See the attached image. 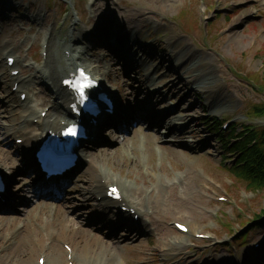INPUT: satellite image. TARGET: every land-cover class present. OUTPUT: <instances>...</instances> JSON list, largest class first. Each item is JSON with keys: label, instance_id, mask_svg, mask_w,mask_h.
I'll return each instance as SVG.
<instances>
[{"label": "rangeland", "instance_id": "rangeland-1", "mask_svg": "<svg viewBox=\"0 0 264 264\" xmlns=\"http://www.w3.org/2000/svg\"><path fill=\"white\" fill-rule=\"evenodd\" d=\"M99 1L100 3H105L109 0ZM224 1L225 3L218 5L215 0H204L201 4L199 0H177L175 6L165 4L164 7L157 8L151 13L145 12V16H148L149 19L145 20L144 25L139 27L140 33L137 38L130 39L125 29L118 30L117 35L115 34V37H118L117 43L119 46L121 45L119 41L123 39L131 47L130 51L123 54L114 53L104 43L109 39L110 30H114L113 27L118 24L120 18H123L126 27L129 24L131 27L139 24L137 20H131L130 15L134 11L130 7L131 5L137 6L141 4L142 0H115V3L109 4L110 6L108 4L102 5L98 9V19L95 25H91L90 17H84L83 22L77 28L85 31L89 29L87 34L92 32L93 35L98 37L99 29L105 27L103 33L106 34L107 38L105 37L106 39L103 42L99 40L94 43V40L90 39L91 47L95 48L98 46L100 51H97L94 56L89 55L88 60L95 62V66L99 64L107 86L114 91L118 90L122 97L124 93L130 91L128 84L131 85L132 81L146 82L151 86V89L154 88L155 90L157 88L165 99L161 103H157L158 99L152 101L153 104L150 102L148 104L150 110L153 113H157V110L163 111L164 114L168 113L170 108H174L172 109L174 111L170 112L168 121L158 114V120L162 119L161 130L157 131V133H160L158 137L153 135L152 132L154 130L148 124L141 128L142 131H139L138 122H131L125 131L121 127L118 130L111 131L103 129V131L96 134L101 145L89 147L80 161L83 167L79 166L67 179H75L74 182L76 183H73V186L77 188L74 189L72 186L67 192L69 204L72 205L68 206L69 215L67 219L72 221L76 215H79L84 223L80 230L75 231L73 236L70 237V233L61 226L62 224L58 219L60 209L46 210L43 206H37L39 209H36V207L34 209L39 212L37 215L32 209L26 211V214L22 211L18 214L14 212L18 210L15 206L8 215L0 214L2 217L17 219L19 222L22 220L21 222L23 223L22 228L17 232H14L15 227L12 225L8 227L0 226V264H16L11 260L16 251L19 252L22 258V261L17 264H36L37 258L41 256L40 248L46 245L52 248L53 256L60 254L62 264H65L64 243L71 247H73V244H78L82 247L83 252L82 249L78 252L81 260L90 250H102L101 244L97 242V236L108 242L106 239H108L113 227L101 233L99 232V235H97L100 227L98 226L99 224L95 223L96 214L93 212L96 210L87 206V204L94 205V202L89 203L87 196H82L80 193L82 187L87 188L93 185L99 170L111 177H121L130 182L133 187L128 189L134 190L135 193L141 192L137 200L145 202L144 206H142L144 208L159 207L157 202L165 201L163 206L166 218L162 220L156 219L157 221L147 227L148 231L131 228V233L133 234H131L130 240L127 241L128 231L119 229V232L115 234L118 243H115L114 250H112L114 255L109 259V261L111 260L110 264H161V262L166 261L170 258L169 255L165 254L162 256L158 254L159 249L162 248L160 238L173 239L176 236L175 230L171 226L173 222H187L191 227H197L200 231H212L218 235L221 233L219 220L232 224L238 232V227L241 225H236L239 224L236 222L237 220L242 219V221L246 222L253 215L255 218L259 214L260 209L261 211L264 210V189L253 192L251 188H244L243 184L246 185L245 181H243L244 183L239 181L240 184L237 182L231 190L233 197L231 196V192H229L231 182L227 180V177L232 178L229 177V173L222 166L225 164V166L230 167L233 164V159L220 165L222 160L220 159L222 156L220 144L213 135L207 132V128L201 125L203 120L200 116L201 114L212 115L217 113L223 116V120L232 119L234 125L237 124V126L246 125L249 122L257 127L264 126L263 119L254 116L246 119L245 115L251 107L256 105L261 107L264 104V94L256 91V84L264 79V6L260 4L262 0H255L251 3L252 5L241 7L237 5V0ZM37 2L40 5V11L46 6L49 7L52 13L51 17L42 24H50L54 19V13H56L54 7L56 2L52 0H38ZM189 2H192L191 10H187ZM9 3L12 4L11 1ZM144 4L146 5L145 2ZM203 6L204 15L200 14ZM109 7L114 8L118 12L121 11L123 16L116 18L111 16L110 19H107L106 14L109 12L107 10ZM211 9L215 10V14L211 12ZM189 10L192 12V15L189 16L190 20L186 19L189 15ZM3 12L0 9V14ZM18 12L16 10L14 15L5 14V20H0V23L8 25L12 22L15 28L19 30V33H15V28L12 30L15 43H18L22 35L25 34L33 37L29 41L31 42L39 34L37 31L39 26H26L31 21L26 18V15L23 14L24 12L20 14ZM183 13H185L183 18L186 20L181 18L180 14ZM22 16L25 17L22 18ZM161 18H165V22ZM227 18H229V22H226ZM207 19L212 22L208 28H213L211 32L213 31L214 34H217L216 38H212L210 34L206 37L208 28L205 20ZM235 21L237 22L232 26L234 31L230 38V34H224L222 31L225 28H229L228 26H231ZM199 22H201L202 27L198 28L197 31L196 24ZM150 23L152 26L148 27ZM101 25L103 27H100ZM10 27L13 28V26ZM67 30L68 28L64 30L58 29V32L66 35ZM8 32L5 34H8ZM80 34L82 36L85 35L83 32ZM176 34H179L180 37L178 49L184 48V54L189 52V54L194 53V55L185 65H177L178 67L173 69L175 61L170 59L173 49H166L164 45L167 37ZM132 53L137 54V62L136 59L130 61L133 56ZM108 56L111 57V60H108ZM208 64L210 65V70H208ZM192 65L198 67L196 68L197 73H192L194 71L191 69ZM228 66L231 68H228ZM107 71L110 78L105 76ZM0 73L2 72L0 71ZM208 74L210 75V80L207 82L209 84H200L198 79H202ZM222 78H225L227 85L222 92L218 93V96L212 97V99L216 100L213 103L210 102L212 99L209 96L204 98L198 93L197 88H210L213 81ZM0 80H3L1 74ZM191 80H194L196 86L190 83ZM248 80L255 82L252 84ZM1 81L0 98H3L5 94H8V87L5 83L2 84ZM41 92L44 94L43 90ZM16 106V103L0 105V112H5L4 119L0 116V129H4L1 124L15 125L17 123L18 118L14 112ZM219 106L220 108H218ZM223 106L228 107L224 108ZM171 125L175 126V130L172 135H168V128ZM181 126H187L188 129L182 130ZM147 133L150 134L148 137L146 136ZM172 136H176L180 140L194 139L195 143L191 146L193 149L190 150L189 148L191 147L185 146V143L180 145V143L171 138ZM5 137L7 135L0 136V146L5 142ZM10 140L9 145L12 151L10 148L7 149H9L11 157H17L18 162L23 161V158L18 156L19 152L18 154L14 153L18 149L13 146V139ZM170 140H173L174 143H169ZM206 140L207 143L203 146L201 143ZM197 144L198 147L195 146ZM0 149L4 150V152L6 150L3 147H0ZM98 149L103 151L100 155L95 153ZM93 154L94 157L92 156ZM28 156L26 155L27 158L25 157L24 159L28 160ZM228 159H231V157H228ZM159 162L162 163L160 168H158ZM205 177L213 178V182L222 183L229 190L227 191L230 194L228 199H235L236 204L232 202L227 204V206L217 204L216 197H212V193L207 191L208 184L205 181ZM180 178H183L182 180L185 184L172 186V189H168V186L172 185V180L180 182ZM151 190L152 193L150 194ZM150 202L153 205H148ZM59 203L61 202H57L62 208L66 206L64 202L62 204ZM210 212H218L217 219L212 218L209 215ZM222 213L225 214V219L221 218ZM106 214V218L116 220L111 212L107 211ZM39 217L43 219L42 224L36 225ZM93 223L96 226L89 228L88 224ZM49 229H53L51 231L53 233L52 236H50L49 231H46ZM260 234L262 235L261 237H259ZM64 236L68 239H64ZM224 238L225 236L222 237V239ZM8 240H10L11 246L3 251L2 247L9 246ZM247 241L250 245L253 242L263 241L262 246H264V224L261 230L251 233ZM83 242H86L85 247ZM250 248L251 246H246L241 251ZM43 250H45L44 253H48L46 249ZM227 251L231 252L232 250L229 248ZM172 253L185 256L169 264H196L203 255H208L203 257L205 261L209 257L210 262L208 260L207 264H215L216 261L217 264H242L244 261V259L229 257L228 252L221 249H218L215 253L207 252L197 256V251L187 252L186 249L176 250ZM186 255H189V258ZM256 260L252 259L253 262H260ZM259 264H264V261Z\"/></svg>", "mask_w": 264, "mask_h": 264}, {"label": "bare ground", "instance_id": "bare-ground-1", "mask_svg": "<svg viewBox=\"0 0 264 264\" xmlns=\"http://www.w3.org/2000/svg\"><path fill=\"white\" fill-rule=\"evenodd\" d=\"M145 1H146V4H147V7L149 9L162 8V7H164L165 4H167L168 6H175L177 4V0H145ZM108 6H110V5H108ZM107 10L109 11L106 14L107 15V19L108 18L110 19L111 16L113 18L122 17L123 16L122 13H121V11L118 12V11L114 10V8H112V7L107 8ZM143 10H145V6L144 5L139 6L138 8L134 9L133 10L134 13H132V12H131L132 14L130 13L131 14L130 15L131 20L132 19H135L140 24L141 21H143L142 19H144L143 13L141 14V12ZM236 22L237 21L233 22V24L236 23ZM124 24H126L125 21H123V18H120V20H119L118 24L116 25V27L118 28L119 31H121L122 29H125L128 32V35H129V38L130 39L137 38L138 35H139V33H140V31H138L139 30V26L138 25H134V26L131 27L130 24H129L126 27V25H124ZM131 24H132V22H131ZM233 31L234 30H232L229 33L230 34L229 35L230 38L232 37ZM119 43H121V45H120V52H121V54H123V53H125L127 51H130L131 47L129 46V43L126 42V40L121 39L119 41ZM49 45H50V48H51V53H54L55 48H56L55 42H52V40H51L49 42ZM133 46H135V45H133ZM133 46H132V48H133ZM183 50H184V48H182V49H180L178 51L180 53V57L177 60V62H179V61L180 62L186 61V58H187L189 52H186L184 54L185 51L183 52ZM48 57L49 58H48V61H47V67L50 68V69H52V67L57 63L58 59L55 60L53 57H51L50 51H49ZM177 62H176V64H177ZM176 68H177V65L176 66H173V69H176ZM196 68H198L196 65H192L191 69L194 70V71H192V73H197L198 72V71H196ZM37 69H41L42 70L41 67H38ZM207 72H209V71H207ZM209 74H210V72H209ZM209 74L208 75H205L202 79L199 78L198 81L201 82L202 84H206V82H208V79L210 78V75ZM35 77H37V76H35ZM37 78L41 79V74ZM8 81H9L10 85L13 86L14 83L16 81H19V80L16 79V80H13L12 81V80H9L8 79ZM32 81L33 80H31V82ZM131 83L132 84H131L130 88H131V90L133 92H136V91L146 92V91H150L149 89H151V86H149V84L146 83V82L145 83L144 82L140 83V82H137V81L134 80V82L132 81ZM24 88H25V84H22L20 86V89H24ZM50 90H51V93L53 95L52 98H53L54 103H52L50 105V108H51L50 109V112H52L53 114H52V116H50V118H48V120H52V117L53 116H59V118H63L65 116V114H66L65 105H66V102H67L66 97H65V92H63L61 90H58V91H56L54 93L53 90H52V88H50ZM27 91L31 92L29 88H27ZM124 96L128 97V96H130V94L125 93ZM17 100H19V96L17 97ZM44 101L47 102L46 97L44 98ZM44 101H42L40 104H38V106H41L42 107L45 104ZM161 101L163 102L164 99H162ZM213 101H216V100H212L211 103H213ZM27 104L28 103L23 104V111H24L23 112L24 113L23 115H26V113H29V112L30 113H33V110H31V108H29V106H27ZM223 107L226 108L228 106H223ZM218 108H220V106ZM170 114H171L170 111H168V113H165V114H162V115L164 116L165 120L168 121ZM132 116L134 117L135 115H132ZM148 116L149 115L147 114V116H136V118L139 119V120H144V119L150 118ZM29 118L30 117H28L26 119V121L24 122L25 124L28 123V119ZM21 119H23V116H22ZM131 119H133V118H131ZM48 120H45V121H48ZM40 121H42V120H40ZM149 122L152 124L151 129L154 130L152 132L153 135L158 137V135H160V133H157V131L158 130H161L160 128H161V124H162V119H159L158 121H156V118L151 117L149 119ZM48 124L49 125H55L54 122H51V123H48ZM48 124L47 123H44V124H41V125L37 126V129H36V132H35L34 135L32 134V131H29V130H24V129L23 130L20 129V130H16V131L14 130L13 133H15V134L18 133L20 138H23L24 140L28 141V144L29 145L25 149V151L23 152V154L27 155L28 154V151L29 152L31 151L34 143L38 140V138H40L39 136L41 135L40 133L43 132L44 125L46 126ZM140 124L141 125H144L142 123H140ZM171 124H173V123H171ZM26 126H29V125H26ZM186 129H188L187 126H185V129L184 130H186ZM138 130L139 131H142V129L140 127H138ZM174 130H175L174 129V126L171 125V127L168 128V132H167V130H166V132H167L168 135L169 134L172 135L174 133ZM149 135L150 134L147 133L146 136L148 137ZM206 143H207V141L203 143V146ZM102 152L103 151H101V150H96L95 151V153L98 154V155H100V153H102ZM20 155H22V153ZM92 156L94 157V154ZM0 166L3 167L4 170H6V169L7 170H12L13 173H14V175H15V172L14 171H16L17 168L20 165L18 164V161H16V159L14 157H10L9 154H6V152H4L3 150L0 149ZM79 166H82L83 167L82 163H79ZM28 167H29V165H28ZM26 170L27 169H24L22 171V173L25 174L27 172ZM74 180L75 179L70 180V182L68 181L66 183V185H64L65 187H64V189H62L61 193H59L56 196L54 195L53 199H51V200H61V202H65L66 203V206L65 207L62 208L61 205H58V204H56L55 207L49 205L48 203L41 204V206H44L46 208V210H49V209L52 210V208H54V209H60L59 214H58V219H59V221L62 224L61 225L62 228L63 229H66L70 233L69 234L70 237L73 236V234L75 233V231L80 230L81 225L83 224L82 223V220L80 219L81 217H79V216L75 217L72 221H68V219H67V217L69 215V211H67L68 206H72L71 204H69L67 192L69 191V188L73 186V183H76V182H74ZM111 182H114V178L111 179ZM95 183L96 182H94V184ZM120 186H121L120 188H121V191H122L121 192V195L124 198V200L122 198V202L124 201L125 204H128V202L130 201V200H128V197H135V196L138 197L140 195V193L138 195L136 193H131V194L128 193L127 194L126 193L127 192L126 191L127 190L126 188H128L130 185L124 186L123 184H120ZM73 188L74 189H77L76 186H73ZM64 190H66V191L63 192ZM80 193H81L82 196L86 195V196L91 197V198H93V197L96 198L98 200L99 205L102 206L103 208H109L110 205H113L112 202L108 201L104 197L105 196V191H104V187H103V185L101 183L99 184L97 182L96 183V186H95V189L94 188H91V187H87V188L86 187H82L80 189ZM137 197H135V198H137ZM164 202H165L164 200H161V201L157 202V206H159V207L157 208V210L155 211V213L153 212L152 217H154L156 215L160 220L166 218L165 217V215H166L165 208L163 206L164 205ZM31 204L32 203H30V208L29 209L32 208V205ZM144 204H145V202H143V203H140V202L136 203L135 201L132 202V205H137L138 208L141 205H144ZM12 206H13V203H9L8 206L6 207V209L4 210V212L8 214L10 212V210H11L10 208H12ZM41 206H39V207H41ZM131 208L135 209L134 207H131ZM34 209L32 211H34L36 213V215H37L39 212L36 211V210H34ZM36 209H39V208L36 207ZM86 213L89 214L88 211H86ZM137 213H138V211H137ZM94 214H96L97 223L98 224H101V227L104 230H106L110 225L113 224V221L110 220V219H106L104 214H101V213L99 214L98 211L94 212ZM2 219H4V220H2ZM42 221H43L42 217L41 218L39 217V221L38 222L40 224H42ZM9 225H12L13 227L16 228L14 231H16L19 226L22 228L21 221L19 222L17 219H14V218H10V217L7 218V217L0 216V226H2V227L3 226H7L8 227ZM114 227H118V226H114ZM192 229L195 230L196 227H194ZM114 232H110V234H109V242L108 243H105L103 241H99V242L102 243L101 244L102 247H103L102 250H90L89 252H87V254H85V257L82 260L79 258V253H78L79 250L82 249V247H80L78 244H73L72 251H71V254H72V260H71V262L73 264H110V261L111 260L109 261V259H111V256L114 255V252L112 250H114L113 249L114 248V245H115V243H117ZM129 232H130V230H129ZM192 234H196V233L194 232ZM130 237H131V235L130 236L128 235V238L126 240H129ZM11 239H13V238H11ZM85 243L86 242H83V246L84 247H85ZM166 244H165V247H167ZM10 246L11 245L9 243V246H6L3 251H5L7 248H10ZM172 248H173V244H172ZM43 249H44V246L40 248V252H42ZM82 252H83V249H82ZM46 255H47V257L45 259V264H62V262L60 261L61 256H60L59 253L57 255H55V256L52 255V248H49L48 249V253ZM11 260L14 263H16V264L18 262H21L22 261V258H21V256H20V254H19L18 251H16L14 257ZM65 264H66V256H65Z\"/></svg>", "mask_w": 264, "mask_h": 264}, {"label": "trees", "instance_id": "trees-1", "mask_svg": "<svg viewBox=\"0 0 264 264\" xmlns=\"http://www.w3.org/2000/svg\"><path fill=\"white\" fill-rule=\"evenodd\" d=\"M263 110V109H262ZM255 111H261V109L256 108ZM211 129L214 130L216 133L218 132V127H212L209 126ZM214 132V133H215ZM233 132L228 135V137L233 136ZM219 138L221 137V134L219 133ZM226 140V138H224ZM238 150H243L242 157L240 158V161H238V169L237 165L233 168V173L235 175H238L242 177L244 180H247L249 185L259 187L261 185H264V176L262 173H264L263 164L264 161L260 162L259 160H255L253 158V154L250 152H245V148L243 149L242 145L236 146Z\"/></svg>", "mask_w": 264, "mask_h": 264}, {"label": "snow or ice", "instance_id": "snow-or-ice-1", "mask_svg": "<svg viewBox=\"0 0 264 264\" xmlns=\"http://www.w3.org/2000/svg\"><path fill=\"white\" fill-rule=\"evenodd\" d=\"M65 83L68 84L69 86L73 87L77 92H79L81 99H86L85 89L91 87L90 82L80 83V82H73V81H65ZM69 134H74V130L69 129ZM112 191H113V193L116 192L115 189H113Z\"/></svg>", "mask_w": 264, "mask_h": 264}]
</instances>
